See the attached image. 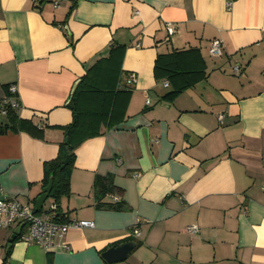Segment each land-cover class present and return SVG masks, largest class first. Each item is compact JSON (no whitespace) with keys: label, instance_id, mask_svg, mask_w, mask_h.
I'll use <instances>...</instances> for the list:
<instances>
[{"label":"crops","instance_id":"crops-1","mask_svg":"<svg viewBox=\"0 0 264 264\" xmlns=\"http://www.w3.org/2000/svg\"><path fill=\"white\" fill-rule=\"evenodd\" d=\"M43 1L0 0V101L17 85L20 117L44 127L43 138L0 135V197L36 208L44 165L73 122V89L113 45L127 47L122 85L133 94L125 121L77 150L62 201L69 219L96 227L70 230L67 248L50 251L20 227L0 230V264H264V0ZM214 39L224 56L210 54ZM189 49L201 50L208 79L165 99L172 86L157 79V58ZM109 174L123 211L96 207L95 178ZM128 242L127 260L104 259Z\"/></svg>","mask_w":264,"mask_h":264},{"label":"trees","instance_id":"trees-1","mask_svg":"<svg viewBox=\"0 0 264 264\" xmlns=\"http://www.w3.org/2000/svg\"><path fill=\"white\" fill-rule=\"evenodd\" d=\"M126 48L125 45H113L110 56L98 61L81 79L74 97L73 122L63 127L68 140L65 139L60 144L58 156L44 165L43 193L54 177L50 199L57 205V213L63 222L69 220L68 214L61 206L63 199L72 195V176L77 163V150L86 141L103 135L104 127L115 128L126 119L133 94L131 88L122 85L125 75L122 61ZM155 74L157 79L170 82L172 90L165 99L171 101L208 79L207 63L200 49L160 54L156 61ZM18 111L10 108L8 114L3 116L4 120L0 117V135L11 131H24L37 138H43L44 127L35 125L31 120L22 119ZM94 193L98 209L125 210L122 200H109L110 196H121L124 193V189L117 186L114 175H97ZM17 238L20 239V236Z\"/></svg>","mask_w":264,"mask_h":264},{"label":"built area","instance_id":"built-area-1","mask_svg":"<svg viewBox=\"0 0 264 264\" xmlns=\"http://www.w3.org/2000/svg\"><path fill=\"white\" fill-rule=\"evenodd\" d=\"M230 7L232 2L229 3ZM56 7L59 2H56ZM169 30L174 33V28L169 25ZM209 52L214 57H222L225 55V45L221 39H214L209 45ZM235 74L242 73V66L237 64L234 68ZM137 75L132 73L129 76L131 85L137 84ZM169 82L166 83V86ZM17 85L9 87V94L0 101V117L6 116L10 108L20 110L22 104L19 99ZM150 105V101L147 102ZM224 117L220 116V120ZM115 202L121 201V196H113ZM44 210V209H43ZM20 227L23 231L21 239L29 244H36L43 249L50 251L57 245H64V240L68 232L72 229L95 228L93 221L69 219L68 222L61 221V216L57 213V205L53 204L49 209L42 213L37 212L36 208L30 204L21 202L16 197L3 196L0 197V230ZM189 232L193 235L199 234L198 226L189 228ZM134 235L139 236L140 230L135 229ZM67 248L66 245H64Z\"/></svg>","mask_w":264,"mask_h":264},{"label":"water","instance_id":"water-1","mask_svg":"<svg viewBox=\"0 0 264 264\" xmlns=\"http://www.w3.org/2000/svg\"><path fill=\"white\" fill-rule=\"evenodd\" d=\"M81 84V80L78 81L73 89L71 99L68 103V107H74V97L75 94ZM68 140V138L66 139ZM54 187V177L51 178L49 186L44 190V193L36 200V210L37 212L43 211L46 202L50 199L51 193ZM137 243L136 242H128L123 243L118 246L110 248L106 251L103 255L104 259L108 263H118L123 262L128 259V257L132 254V252L136 249Z\"/></svg>","mask_w":264,"mask_h":264},{"label":"rangeland","instance_id":"rangeland-1","mask_svg":"<svg viewBox=\"0 0 264 264\" xmlns=\"http://www.w3.org/2000/svg\"><path fill=\"white\" fill-rule=\"evenodd\" d=\"M50 206H51V203H50V200H48V202H47L46 205H45V210H46V209H49Z\"/></svg>","mask_w":264,"mask_h":264}]
</instances>
